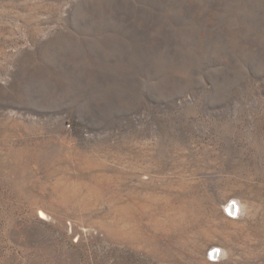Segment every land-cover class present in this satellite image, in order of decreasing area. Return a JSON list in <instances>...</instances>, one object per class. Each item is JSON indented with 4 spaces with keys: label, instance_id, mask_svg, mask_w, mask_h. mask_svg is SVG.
Instances as JSON below:
<instances>
[{
    "label": "rangeland",
    "instance_id": "rangeland-1",
    "mask_svg": "<svg viewBox=\"0 0 264 264\" xmlns=\"http://www.w3.org/2000/svg\"><path fill=\"white\" fill-rule=\"evenodd\" d=\"M0 264H264V0H0Z\"/></svg>",
    "mask_w": 264,
    "mask_h": 264
},
{
    "label": "bare ground",
    "instance_id": "bare-ground-1",
    "mask_svg": "<svg viewBox=\"0 0 264 264\" xmlns=\"http://www.w3.org/2000/svg\"><path fill=\"white\" fill-rule=\"evenodd\" d=\"M234 203H235V202H234ZM141 205H142V204H141ZM228 205H229V204H228ZM236 205H238V204H236ZM128 206H129V205H128ZM177 206H178V205H177ZM196 206H197V205H196ZM166 207H167V206H166ZM228 207H229V206H228ZM228 207H227V208H228ZM234 207H235L234 204L231 205V208L229 207V208L231 209V212H232V213H234V211H235L236 209H239V208H238L239 206H238L237 208L235 207V208H236L235 210H234ZM126 208H127V207H126ZM146 208H147V207H146ZM181 208H182V207H181ZM179 209H180V208H179ZM128 211H129V209H128ZM183 211H184V210H183ZM228 211H229V210H228ZM239 211H240V210H239ZM231 212H230V213H231ZM235 212L238 213L237 210H236ZM42 213H43V211H42ZM44 214H45V213H44ZM42 215H43V214H42ZM166 224H167V223H166ZM167 226H168V225H167ZM162 228H163V227H162ZM184 229H185V228H184ZM214 254H217V252L215 251Z\"/></svg>",
    "mask_w": 264,
    "mask_h": 264
}]
</instances>
